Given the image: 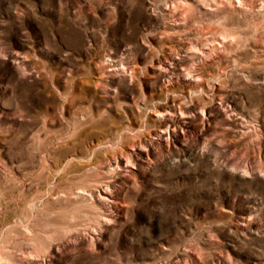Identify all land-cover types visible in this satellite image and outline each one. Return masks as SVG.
<instances>
[{"label": "rangeland", "instance_id": "1", "mask_svg": "<svg viewBox=\"0 0 264 264\" xmlns=\"http://www.w3.org/2000/svg\"><path fill=\"white\" fill-rule=\"evenodd\" d=\"M0 264H264V0H0Z\"/></svg>", "mask_w": 264, "mask_h": 264}, {"label": "bare ground", "instance_id": "2", "mask_svg": "<svg viewBox=\"0 0 264 264\" xmlns=\"http://www.w3.org/2000/svg\"><path fill=\"white\" fill-rule=\"evenodd\" d=\"M156 115L159 116L160 114H156ZM168 131H169L168 127L165 130H162L163 133H168Z\"/></svg>", "mask_w": 264, "mask_h": 264}]
</instances>
